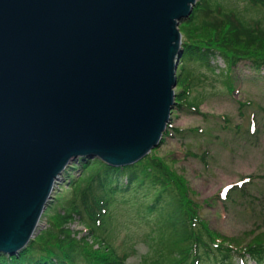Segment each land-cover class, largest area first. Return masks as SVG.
<instances>
[{
	"label": "water",
	"instance_id": "95a60500",
	"mask_svg": "<svg viewBox=\"0 0 264 264\" xmlns=\"http://www.w3.org/2000/svg\"><path fill=\"white\" fill-rule=\"evenodd\" d=\"M196 1L0 0V254L38 234L73 161L159 146Z\"/></svg>",
	"mask_w": 264,
	"mask_h": 264
},
{
	"label": "trees",
	"instance_id": "16d2710c",
	"mask_svg": "<svg viewBox=\"0 0 264 264\" xmlns=\"http://www.w3.org/2000/svg\"><path fill=\"white\" fill-rule=\"evenodd\" d=\"M224 1L197 0L179 24L183 52L176 72V108L199 112L201 101L192 92L201 83L202 69L214 72L211 61L217 57L226 79L241 62L264 69V19L251 18L259 14L252 8H263L264 0H247L241 10ZM228 89L233 92L234 87ZM167 129L182 133L170 125ZM171 134L166 130L163 135ZM62 178L42 216L47 227L18 255L0 254V264H127L128 252L124 247L119 252L110 241V224L120 209L150 228L151 251L139 264H264V232L246 242L211 230L185 179L156 154L126 167L78 158ZM251 178L230 186L229 194L222 189L215 201L229 199ZM74 223L87 231L86 237L70 229Z\"/></svg>",
	"mask_w": 264,
	"mask_h": 264
},
{
	"label": "rangeland",
	"instance_id": "374dc122",
	"mask_svg": "<svg viewBox=\"0 0 264 264\" xmlns=\"http://www.w3.org/2000/svg\"><path fill=\"white\" fill-rule=\"evenodd\" d=\"M228 2L239 10L249 5L247 0ZM252 9L259 14L251 18L264 19V7ZM211 64L216 66L214 72L202 69L201 83L192 92V97L201 101L199 112L174 107L169 125L182 133L167 129L171 136L163 135L164 140L148 155L156 154L172 164L185 179L191 199L200 206L199 214L211 230L247 242L264 232V69L255 70L241 62L226 79L221 72L225 67L222 60L217 57ZM229 85L233 92H229ZM248 177L251 181L243 189L229 199L215 201L222 189ZM62 182L63 178L58 185ZM131 217L122 209L116 211L110 241L119 252L123 247L128 252L127 264H139L151 251V231ZM40 222L38 234L47 227V218ZM70 229L86 237L87 231L78 223ZM87 241L92 243L91 238ZM246 264L254 263L248 260Z\"/></svg>",
	"mask_w": 264,
	"mask_h": 264
},
{
	"label": "bare ground",
	"instance_id": "6f19581e",
	"mask_svg": "<svg viewBox=\"0 0 264 264\" xmlns=\"http://www.w3.org/2000/svg\"><path fill=\"white\" fill-rule=\"evenodd\" d=\"M68 167H69V165H68ZM67 169V168H66ZM70 232V231H69ZM14 258V257H13Z\"/></svg>",
	"mask_w": 264,
	"mask_h": 264
}]
</instances>
